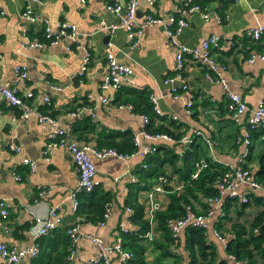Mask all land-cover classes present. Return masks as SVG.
<instances>
[{"label":"crops","instance_id":"obj_1","mask_svg":"<svg viewBox=\"0 0 264 264\" xmlns=\"http://www.w3.org/2000/svg\"><path fill=\"white\" fill-rule=\"evenodd\" d=\"M108 1L0 0L1 81L15 88L29 105L53 116L58 125L71 126L80 144L96 148L107 147L105 142L122 141L127 137L132 139L142 131L138 113L129 109L128 105L138 97V91L144 90L148 98H155L159 114L164 118L158 121L159 124L188 138L200 131L209 140V143L201 142L198 150L202 148V151L197 154V159L206 156L223 166L242 164L253 173L257 172L261 163L264 164V126L251 131L250 143L245 145L243 136L248 129L246 115L238 122L231 119L226 89L207 78V66L190 56H185L182 71L188 91L181 90V81L166 82L174 74L175 48L169 43L164 28L161 25L141 28L139 44L133 45L124 28L111 30L116 17L107 10ZM111 1L123 7L127 4V0ZM191 1L194 2L154 0L150 5L148 0H139L136 29L142 26L147 14L167 18L177 6H188ZM195 1L211 18L206 21L197 11L189 13L188 26L182 29L177 41L195 47L210 35L217 36L220 44L212 48V54L225 67L223 78L227 90L238 93L248 108H254L264 94V60L250 63L248 57L263 48L264 36L254 42L247 40L245 33L257 23L264 26V0ZM28 7L36 18L33 22L22 16ZM223 13H228L229 17L222 22L212 17V14ZM44 21H48L53 32L63 28L69 31L73 26L75 39L72 41V38L62 36L57 44L46 43L44 48L23 46L27 40L43 39L40 34ZM108 42L112 44L116 60L128 66L131 72L117 90L109 89L102 93L108 100L103 103L100 101V84L106 70L104 53ZM86 51L91 54L90 61L83 76H79ZM18 65L25 66L24 79L15 73ZM73 77L78 78L77 84L72 81ZM28 93L32 94L29 98L26 97ZM44 97L48 98L47 102ZM191 99L193 106L189 107ZM72 112H75L74 116L69 115ZM20 116L18 106L0 100V201L6 202L8 210L7 216L0 215V243L19 249L34 243L35 218L45 217L50 209H55L65 224L73 217L70 197L79 187L71 154L61 147H47L51 128L40 122L35 114H30L26 120ZM141 141L152 143L145 138ZM154 143L170 149L174 140L160 139ZM190 143L179 141V145H174L172 150L179 153L176 165H163L171 191H176V186L182 182L180 173L174 168L182 165V153ZM91 158L95 165L97 189L111 197L110 216L104 225L82 223L76 218L80 234L74 242L75 255L69 264H86L98 256L100 247L90 237L99 239L102 245H112L120 226L128 231L138 227L129 220L132 210L126 205V200L130 196L144 210L151 202L158 203L159 208H165L169 202V191L156 192L149 198V191L156 184L157 177L152 181L151 188L145 189L150 181L141 174L144 171L143 157L121 160L113 156L97 158L92 155ZM30 162L35 164L33 171L29 168ZM131 185L136 187L133 193L130 192ZM240 189L251 195V199L227 203L226 216L210 220V225L226 237H233L236 224L247 229L253 218L264 209L263 191ZM196 209L199 212L200 208ZM59 226L65 227L63 222ZM148 237L151 238H145L144 245L148 249L147 259L152 260L158 253L153 252L152 242L160 240V236L153 227ZM243 237L248 235L244 233ZM214 241L219 258L224 259L222 244ZM248 248L251 250V263L264 264V239L250 241ZM228 263L236 264L232 260ZM113 264H120L116 256H113Z\"/></svg>","mask_w":264,"mask_h":264},{"label":"built area","instance_id":"obj_2","mask_svg":"<svg viewBox=\"0 0 264 264\" xmlns=\"http://www.w3.org/2000/svg\"><path fill=\"white\" fill-rule=\"evenodd\" d=\"M32 2H37L38 0H31ZM83 3L86 0H82ZM148 3L152 5L154 0H148ZM139 0H127V4L123 7L118 2L109 0L106 3V8L115 17L116 22L111 26V30L117 28H124L133 42V45L139 44V36L141 33V28L151 26V25H161L168 37L169 43L175 48L174 52V74L169 77L166 82L174 83L175 81H181V90L188 91V84L183 80V66L185 61V56H190L195 60L201 62L207 66L208 70L206 77L210 80L220 83L227 91L228 103L231 119L234 122H238L242 116L246 115L247 132L243 136V141L245 145L250 143L251 131L257 127L264 126V94L260 97L257 105L254 108H248L245 101L238 93L229 92L227 90V85L225 79L223 78V73L225 67L219 63L212 54V48H217L220 44V40L215 35H210L206 39L202 40L199 46L190 47L186 44H182L177 41L178 35L181 33L182 29L188 26L187 15L193 11L199 12L200 16L208 21L211 15L204 10L198 4H191L185 7L177 6L174 11L169 14L167 18L160 16H155L154 14H147L145 20L140 28L136 29V12L138 9ZM124 9V11H123ZM22 16L27 20L33 22L36 20L31 8H26L22 12ZM212 17L217 21L222 22L227 20L228 13L223 14H212ZM43 39L39 40H27L23 46L27 48H44L45 44H57L59 37L66 36L75 39V28L70 26V30L61 29L59 32H53L49 27L48 21H44L41 29ZM246 38L251 39L254 42L261 40L264 36V26L260 23L249 28L245 33ZM105 60H106V70L101 79L100 89V101L107 102V97L102 93H105L109 89L117 90L122 82L126 80L131 70L128 66L119 63L113 52L112 44L108 42L105 47ZM90 53L86 51L83 57V61L78 72L79 76H83L86 71L89 61ZM255 60H264V46L258 51H254L248 57V62L252 63ZM15 73L18 77L24 79L26 77L25 66H16ZM56 90H62L61 87L53 86ZM173 91H177L173 88ZM178 94V93H177ZM177 94H174L177 96ZM32 94H26V97H31ZM45 102L48 101L47 97L43 98ZM0 100H5L8 103L18 106L21 109L22 120H26L30 114H35L40 122L46 123L51 128L50 141L47 145L49 148L61 147L66 149L72 156L75 170L78 174L79 187L72 193L71 199V210L75 212L78 207V194L82 191L90 192L96 185L97 181L95 179V165L92 161L91 156L97 158L106 157H116L121 160H126L132 158L133 156H140L145 158L149 154H153L157 150V146L154 142L162 139L172 141L173 139L163 133H151L145 129V126L149 122V117L144 113H138L143 129L142 131L132 138L133 145L135 149L131 153L118 152L113 147L96 148L89 146L87 144H80L73 132L71 126H60L58 121L51 115L44 114L38 109L29 105L18 93L15 88L9 87L7 84L3 83L0 79ZM150 102L153 105V110L156 114H159L158 108L156 106V100L153 96L149 97ZM192 100V99H191ZM189 107L193 106V100L189 102ZM128 108L133 111L132 106L129 104ZM69 115L74 116L75 112L69 113ZM176 119V116H173ZM196 136L201 137L204 143H209V140L205 138L200 131H196ZM141 138H145L152 143H143ZM182 143L190 141L186 135L180 138ZM245 154L242 155V157ZM25 163H28L25 160ZM208 161L205 159H198L194 163V169L191 173V178H197L199 174L208 166ZM146 165L143 163V167ZM29 168L31 171L35 169V164L33 162L29 163ZM169 178L160 174L157 176V182L153 188L149 191V198L153 197L154 193H163L166 188L170 186ZM182 185L176 186V190L182 189ZM217 194L214 196H207L205 198V203L207 208L202 211L199 210L198 213L193 212L188 207L187 213L179 219L168 221V226L173 234V236H179L181 231L187 227L192 226L202 229L204 232L210 234L215 240L222 244L225 249L227 244V237L219 231L216 227L210 225V220L218 218L224 215L225 205L229 202H246L248 200L247 193L241 191L240 187H245L251 190H260L264 192V183H261L253 174L252 170L242 164H236L234 166L229 165L227 170L222 173V175L216 181ZM110 204L105 208L103 215V220L98 224L104 225L105 221L110 216ZM159 207L158 203L151 202L148 204L147 208L144 210L145 217L150 222V230L145 234L147 239L151 235L152 229L154 227L153 216L156 209ZM129 210V209H128ZM0 215L7 216V204L4 200L0 201ZM63 218L55 209H50L45 217H37L34 222V232L33 238L34 243L31 246L25 248H16L13 246H8L5 243H0V264H31L32 260L36 258L40 253L39 238L49 234L52 230L62 224ZM123 231H128L123 226H120ZM67 234L69 235L71 242L68 247L67 261L70 263L75 255L74 242L79 236V223L71 225ZM91 241L100 247L98 256L90 259L86 264H113V256H116L120 263H124L129 258L132 257V253L125 250L122 247V242L119 237L116 238L112 245H102L101 241L97 238H91ZM230 259L234 260L233 256H229ZM245 261H235L236 264H243Z\"/></svg>","mask_w":264,"mask_h":264},{"label":"trees","instance_id":"obj_3","mask_svg":"<svg viewBox=\"0 0 264 264\" xmlns=\"http://www.w3.org/2000/svg\"><path fill=\"white\" fill-rule=\"evenodd\" d=\"M192 3L198 4L195 0ZM40 37L43 38L42 34H40ZM137 95L138 97L131 101L134 106L131 103L129 104L132 106L134 112L144 113L149 117V122L145 126V129L154 134H167L174 140L170 149L165 146H157L155 153L149 154L144 158L146 166L143 168L144 171L141 174L144 179H149L150 185L146 186L145 189H150L152 181L158 175L164 174L163 165L165 163H169L172 167L176 165L179 153L172 149L174 145H179V139L183 135L175 134L173 131H169L167 126L158 123V121L164 118L154 112L153 105L144 90L138 91ZM173 123L174 121H172ZM190 142L189 148L182 153V165L174 168V170L180 173V177L182 178V182L180 183L183 186L182 189L171 191L170 186L167 187L165 190L169 191L168 205L165 208L158 207L154 212V229L159 233L160 240L157 239L152 242V247H154L153 252H158L152 260L147 259L146 253L148 249L144 245L145 234L149 232L151 227L149 220L145 217L144 208L133 196H130L126 200V205L132 210L129 220L136 224L138 229L134 228L131 231L117 229V237L121 239L122 247L132 253V257L122 264H229L228 260H232L229 256L234 257L233 262L245 261L243 264H252L251 250L248 248V245L250 241L264 239V209L253 218L247 229L243 225L236 224L233 237H229L226 234L227 244L224 249V259L219 258L215 239L211 238L208 233L200 228L185 227L181 231L183 233V242L180 235L173 236L168 226V221L182 218L187 213L188 207L195 213H198L196 207L204 211L207 208L205 198L217 194L216 181L228 168V166L212 162L206 156L201 157V159L208 161L209 164L197 178H191L194 163L200 159L196 157L202 151V148L198 150V147H201L203 140L201 137L194 135L190 137ZM104 145L113 147L122 153H131L135 149L130 137L122 141L105 142ZM190 148L193 149L191 150ZM163 155L165 156L163 157ZM166 155L168 156L166 157ZM253 174L261 183H264V164L261 163L260 169ZM135 188L134 185H131L130 192L133 193ZM250 199L251 195L248 196V200ZM110 201V195L101 192L96 186L90 192H80L78 194V207L73 212V217H70L66 221V224L65 220H63L65 227H56L49 234L40 238V253L32 260L31 264H69L67 261L70 244V237L67 234L68 228L76 222L79 223V221L82 223L101 222L105 208L110 204ZM224 209V215L219 216L217 220L226 216L227 205H225ZM77 217L79 221L76 220ZM244 233L248 237H243ZM167 259H170V261H167Z\"/></svg>","mask_w":264,"mask_h":264},{"label":"water","instance_id":"obj_4","mask_svg":"<svg viewBox=\"0 0 264 264\" xmlns=\"http://www.w3.org/2000/svg\"><path fill=\"white\" fill-rule=\"evenodd\" d=\"M72 81L75 82V84H77V82H78V78H77V77H73ZM14 106H15V105H14Z\"/></svg>","mask_w":264,"mask_h":264},{"label":"rangeland","instance_id":"obj_5","mask_svg":"<svg viewBox=\"0 0 264 264\" xmlns=\"http://www.w3.org/2000/svg\"><path fill=\"white\" fill-rule=\"evenodd\" d=\"M182 253H183V252H182ZM167 261H170V259H169V260L167 259Z\"/></svg>","mask_w":264,"mask_h":264}]
</instances>
